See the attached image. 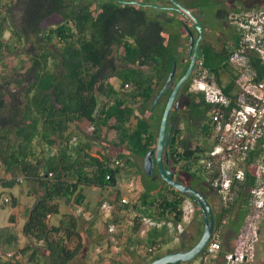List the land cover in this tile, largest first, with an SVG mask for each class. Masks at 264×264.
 <instances>
[{"label":"trees","instance_id":"16d2710c","mask_svg":"<svg viewBox=\"0 0 264 264\" xmlns=\"http://www.w3.org/2000/svg\"><path fill=\"white\" fill-rule=\"evenodd\" d=\"M4 1L0 0V57L18 55L22 74L19 80L2 78L0 84V169L5 176L0 178V201L4 194L20 188L33 202L26 208L20 231L26 239L24 246L17 232L0 228V264H74L86 249L81 218L64 212L61 203L84 206L86 189L101 192L99 206L104 200L114 206V223H133L125 244L131 264H149L165 254L191 249L193 245L187 248L181 239L180 249L158 254L175 236L166 226L147 229L141 222L143 217L169 221V216L173 224L181 222L183 194L164 182L145 188L142 181L130 209L119 205L118 190L122 176L136 168L134 158L145 159L156 148L162 115L154 132L145 114L148 109L152 112L156 96L178 63L183 48L180 35L164 27L155 6L144 8L132 0H95L96 5L90 0H12L9 6ZM238 42L239 38L233 45ZM227 47L217 52L202 43L199 50L204 67L220 87L219 73L231 68ZM250 66L255 82L261 81L260 61L250 58ZM235 73L229 88L222 89L227 96L230 91L236 93ZM191 79L180 90V96L190 98L189 104L180 102L169 117L173 130L166 149L168 166L180 163L176 180L207 198L215 218L214 235L223 237L220 261L213 264H224V256L235 250L251 214L248 189L254 178L248 169L244 186L215 211L210 194L216 193L205 177L191 171L192 162L212 148L207 125L211 106L203 94L188 92ZM179 113L195 127L188 145L177 124ZM113 159L121 160L123 166L111 168ZM137 174L146 175L141 170ZM152 174L159 176L156 168ZM5 198L9 200L1 203L2 209L16 206L15 198ZM126 215L134 218L126 219ZM142 247L155 253L139 255L136 249ZM111 264H120L119 256Z\"/></svg>","mask_w":264,"mask_h":264},{"label":"built area","instance_id":"2783aa9c","mask_svg":"<svg viewBox=\"0 0 264 264\" xmlns=\"http://www.w3.org/2000/svg\"><path fill=\"white\" fill-rule=\"evenodd\" d=\"M232 21L240 33L238 45L230 50L231 54L227 59V64L238 74L235 95L227 96L223 93L200 58L196 61L188 87L190 93L203 94L205 103L211 106L207 125L212 148L192 162L191 171L205 177L209 189L220 196L223 202H227L234 198L240 186H244L246 171L252 170L254 183L248 189L252 211L246 227L237 237L235 250L226 254L223 260L225 264H256L255 243L258 241V226L264 218V76L261 81L255 82L250 58L259 60L264 69V11L242 12L235 15ZM110 166L121 167L123 162L113 159ZM179 166L180 163L172 170L175 179ZM118 190L119 205L131 209L138 191L135 179L121 178L118 181ZM8 200L9 198H4L3 201L7 203ZM196 210L195 202L185 196L180 205L181 222L176 225L170 221L171 216L168 217L169 221L143 217L141 222L147 229L161 230L166 226L175 236L174 241L179 242L187 226L191 224ZM113 213L114 206L104 200L99 206V214L109 239L105 246L96 248V255H102L107 249L112 254H120L122 245H125L126 240L123 237H116L123 233V227L114 223ZM80 217L86 218L85 213L80 212ZM126 226L133 227V223L127 221ZM219 238V234L213 233L199 256V264H211V260L217 258L220 252ZM136 250L139 255L155 253L152 248L142 247Z\"/></svg>","mask_w":264,"mask_h":264},{"label":"rangeland","instance_id":"374dc122","mask_svg":"<svg viewBox=\"0 0 264 264\" xmlns=\"http://www.w3.org/2000/svg\"><path fill=\"white\" fill-rule=\"evenodd\" d=\"M135 1L143 2V3H147V4H152L154 6L165 5L164 7H162L163 8L162 12L158 8H156L157 10H155V14L163 22L164 27L169 32L179 34V32L181 30L182 35L187 37V39L189 40V37H188L189 34L185 30L180 29L181 28V19L184 21L183 16L181 15V13L179 11L171 8L169 1H166V0H135ZM181 1H183L186 5H189L191 2H192L191 4L196 5V3H198L199 0H197V2H195V0H181ZM235 1H239L240 3H242L239 5H240L241 9L246 10L244 12L264 11V0H235ZM89 2L92 5H96L95 0H90ZM11 3H13L12 0H5L4 1V5L9 6V5H12ZM199 9H202L208 15V19H206L202 24L203 30H205V27H207L209 29H217L220 33H222L225 36H227V34L232 32L230 28L220 27L221 19H222V16L224 14H222V8H218V5L216 3L212 2L211 4L202 5L199 7ZM12 11L14 13H16L17 8L16 9L13 8ZM224 11H228L227 6L224 8ZM149 13H150V11H148V14ZM217 23H219V25H217ZM205 32H206V35H205L204 39H206V37H207V41L213 42L215 40V35L213 33L212 34L209 33V35H207L208 30ZM187 39H185V38L182 39V46H183L184 53L188 47V40ZM19 58L20 57L18 55H12V56L7 57V58L0 57V84L2 82V78L13 79L14 77H16V78H18V80L20 79L19 74H22V72H20L18 70V68L21 66L19 64ZM5 64L7 65V68L4 69L3 67ZM23 65L25 66L27 64H23ZM24 66H23V68H24ZM235 75H236V73H235V70L233 68L225 69L221 73H219L221 88L224 90L229 88V83L232 80V77H234ZM14 87H15L14 85L11 86V88H14ZM228 94L232 95L233 92L230 91V92H228ZM163 105H164V103L161 104L160 106L156 107L154 113L151 111L149 112V109H148V112H146V114H145V117L151 123L154 132H157V126L159 124L160 117L163 114L162 113ZM152 108H154V107H152ZM181 117H182V114L179 113L178 118H177L178 124H180V127L184 131L183 141L185 142V144L188 145L190 143L192 137H193L194 132H195V127L190 126L187 123V121H185V120L182 121ZM109 136H112V135H109ZM134 162L136 164V168L134 169L133 173L131 175L126 174V175L122 176V178H124V179L134 178L136 181V186H137L138 190L139 189L142 190V187H143L142 181L145 183V185H144L145 188H149V189H151V188L154 189L155 187H158L159 184L164 182L159 176H155L153 174L149 175V176L145 175L144 177H142V176L139 177V175L137 174L138 171L139 170L144 171L143 170L144 159L135 157ZM154 168H155V166H154ZM169 168L171 170H173L172 166L171 167L169 166ZM0 178H5L4 173L1 169H0ZM138 180H139V183L137 182ZM183 181L185 183L192 185V186H194L196 184V181H192V180H183ZM204 187L208 189V187H206L205 185H204ZM84 192L87 195L88 202H91L92 204L94 203L95 204L94 207H96V206L98 207L99 201H100V198H99L100 193H98V191L94 190V189H86V190H84ZM210 195H211V204H212L213 208L215 209V211H218L220 204L222 203V200H221L220 196H218V195H214V194H210ZM1 202H3V197L1 199ZM32 202H33V200H31L30 203L27 205L31 206ZM7 212H8V210H5V211L0 210V226H1L4 218L6 217ZM120 213L121 212L119 210H117L116 215L118 216ZM127 216L131 219L134 218L130 215H126V219H127ZM247 221L248 220H246L242 230H244V228L246 227ZM126 223L127 222H124L122 224L123 233H121V235H120L121 237H123L126 240L125 244L127 242V238H129L131 236V233H132V230H131L132 227L127 228ZM259 226H258V229H259ZM102 229H104V228L101 227L99 230L103 232ZM202 231H203V217H202L201 213L196 212L194 218L192 219L191 224L187 226L185 233L181 238L184 241V246H186L188 248V247H190V245L195 244L200 239V237L202 235ZM257 237H258V241H259V239L261 241L260 242L257 241V243H255V262H256V264H264V245H263L264 230L260 234L258 232ZM108 239H109V236L104 233L103 243H106V241ZM181 239L179 240V242H175V241L170 242L168 245L164 246L161 249L160 253H158V254L165 253L166 251H169V250L180 249V247L182 245ZM222 239H223V237L220 236V238H219L220 246L222 243V241H221ZM95 250H96V248L94 250L93 249L91 250L90 259H87L86 261L84 260L82 262L78 260L75 264H111L115 260V256H119L120 264H131L129 255H127V253L125 251V245L124 246L122 245V251L120 254H117V255L112 254L110 252V250H108V249L102 254V256L96 255ZM218 256L216 259L211 260V264H213L214 261H218V260L220 261ZM190 262H192L193 264H199V257L194 259L193 261H190ZM223 262H224V260H223Z\"/></svg>","mask_w":264,"mask_h":264},{"label":"water","instance_id":"95a60500","mask_svg":"<svg viewBox=\"0 0 264 264\" xmlns=\"http://www.w3.org/2000/svg\"><path fill=\"white\" fill-rule=\"evenodd\" d=\"M166 1H169L172 4L173 9L182 12L190 21L194 23V26L197 32L199 33V37L195 41L193 34L189 31V37H190L189 65L184 75L177 81L170 96L168 97L159 125L156 148L150 151L146 155L144 159L143 170L145 174L149 176L154 172V169L156 168L159 177L167 185H169L179 193L183 194L184 196L189 197L195 202L203 217V231L200 239L191 249L187 251H177L166 254L149 264H178L181 262L193 261L204 251V249L206 248L207 244L209 243L210 239L213 236L214 228H215L214 214L207 198L198 190L192 187L185 186L184 184L176 180L173 171L168 167L169 160H168V153L166 152V148L169 146L172 135V126L169 124V117L181 87L191 77L195 69L196 61L199 56L200 41L203 36V29L199 19L188 8L181 5L177 0H166ZM131 3H136V2L133 1ZM175 71H176V64H174V67L171 73L169 74L163 88L156 96L153 106L156 105L157 101L162 97L168 85L171 83Z\"/></svg>","mask_w":264,"mask_h":264},{"label":"flooded vegetation","instance_id":"af4514ba","mask_svg":"<svg viewBox=\"0 0 264 264\" xmlns=\"http://www.w3.org/2000/svg\"><path fill=\"white\" fill-rule=\"evenodd\" d=\"M133 1L136 2L134 4L142 5V6H144V8H146V6L152 5V4H147V3H143V2H139V1H135V0H132L130 2H133ZM177 1L181 5H183L184 7L188 8L199 19V21L201 22V25L203 24V22L206 19H208V15L205 13V11H203L202 9H199L200 6H198L197 3H196V5H193V4H191L192 3L191 2L189 5H186L181 0H177ZM195 2H197V0H195ZM218 3H219L218 8H222V14H224L222 16V19H221L220 27L230 28L232 32L229 33V34H227V36H225L222 33H220L217 29H209V28L205 27V30H203V36L201 38L200 45L202 43H209L211 46L214 47L215 51H217V52H220L225 47V45H228L229 47H227V48L230 51L231 49H233L235 47L233 44H234L235 40L237 38H239V36H240V33L237 30L236 24L234 23V21H232V19H233V17H235V15L240 14L238 12L241 9V7L239 5L240 2L239 1H235V0H221V2H217V4ZM164 6L165 5H156L155 7L158 8L162 12V9H163L162 7H164ZM170 6H171V8H173L171 3H170ZM226 6L228 7V11H224V8ZM180 13H181V15L184 18V21L181 19V28L180 29L185 30L188 34H189V31H190L193 34L194 40L196 41L198 39V37H199V33L197 32V30H196V28L194 26V23L192 21H190L182 12H180ZM217 25H219V23H217ZM207 30H208L207 35H209V33L210 34L213 33L215 35V40L213 42L207 41V37H206V39H204L205 38V35H206V32L205 31H207ZM179 35H180V38H181V40H180L181 43H182V39L183 38L187 39V37H185L184 35H182V31L181 30L179 32ZM199 50H200V46H199ZM189 51H190V37H189V40H188V47H187V50L185 51V53H184L183 48L181 49V55H180V58L178 60V63H176V71H175V74H174V77H173L171 83L168 85V87L165 90V92L162 95V97L157 101L156 105L155 106H153V105L151 106V110H152L153 113H154L156 107H158L161 104L167 102L168 97L170 96V94H171V92H172L175 84L184 75L185 71L187 70V68L185 69V67H186L187 63H189V61H190V58H189V53L190 52ZM192 75H193V73H192ZM192 75H191V77H192ZM189 79L187 81H189ZM185 83L183 84V86L185 85ZM182 87H181V89H182ZM180 102H182L183 105H185L187 103L189 104L190 98L188 96H183V97L180 96V91H179L178 96H177V99H176V102H175L172 110H174L175 107H178L179 104H180ZM152 107H154V108H152ZM183 120L184 119L182 118V121ZM177 124H178V122H177ZM178 125L180 126V124H178ZM171 126H172V130H173V125H171ZM166 152H167V150H166ZM263 230H264V218L261 221L260 226H259V229H258L259 234ZM260 241L261 240L259 239L258 242H260ZM193 246H194V244H193Z\"/></svg>","mask_w":264,"mask_h":264},{"label":"crops","instance_id":"0c3cea01","mask_svg":"<svg viewBox=\"0 0 264 264\" xmlns=\"http://www.w3.org/2000/svg\"><path fill=\"white\" fill-rule=\"evenodd\" d=\"M207 1L209 3H206V4H211L212 2L217 4V2H221V0H207ZM217 5H219V3ZM244 11L246 10L240 9L238 12L242 13ZM97 191L98 193H100L99 198H101V192L99 190ZM7 196H9L12 200L13 198H15L17 200V204L15 207H5L4 209L0 207V210L2 211L8 210L7 215L4 218L0 228H9L17 232L19 235L18 242L21 246H24L26 244V239L23 238V235L20 233V231L24 223L26 208L29 207V205L27 204L30 203L32 198H26L24 194L21 192L20 188H15L12 191L8 192L7 194H4L3 199ZM1 203L2 202L0 201V205ZM94 206H95L94 203L92 204L91 202H88L87 195H86V203L82 207H76V206L69 207V206H66L63 202L61 203V209L64 212H73L74 214L79 216V218H81L80 212L85 213L86 215V218H83V219L81 218L80 220V229H81V232L86 242L85 254H82L78 258V260L81 262L84 260L86 261L87 259H90L91 257L90 254H91L92 249L94 250L95 248H97V246H100V245L105 246L106 244V243H103L104 235L100 237L101 233L103 232L100 231L99 229L101 227L103 228V226L101 224V216L99 214V205L98 207L97 206L94 207ZM102 230L104 231V229ZM86 232L90 233L89 236L93 239H91L88 235H86ZM78 260H76V262Z\"/></svg>","mask_w":264,"mask_h":264},{"label":"bare ground","instance_id":"6f19581e","mask_svg":"<svg viewBox=\"0 0 264 264\" xmlns=\"http://www.w3.org/2000/svg\"><path fill=\"white\" fill-rule=\"evenodd\" d=\"M189 92V91H188ZM190 93V92H189Z\"/></svg>","mask_w":264,"mask_h":264},{"label":"clouds","instance_id":"9594fccd","mask_svg":"<svg viewBox=\"0 0 264 264\" xmlns=\"http://www.w3.org/2000/svg\"><path fill=\"white\" fill-rule=\"evenodd\" d=\"M199 58V57H198Z\"/></svg>","mask_w":264,"mask_h":264}]
</instances>
